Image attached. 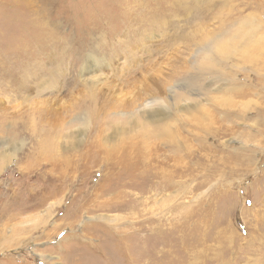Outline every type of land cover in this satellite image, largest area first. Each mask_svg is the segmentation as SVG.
I'll list each match as a JSON object with an SVG mask.
<instances>
[{"label": "rangeland", "instance_id": "1", "mask_svg": "<svg viewBox=\"0 0 264 264\" xmlns=\"http://www.w3.org/2000/svg\"><path fill=\"white\" fill-rule=\"evenodd\" d=\"M0 264H264V0H0Z\"/></svg>", "mask_w": 264, "mask_h": 264}, {"label": "bare ground", "instance_id": "2", "mask_svg": "<svg viewBox=\"0 0 264 264\" xmlns=\"http://www.w3.org/2000/svg\"><path fill=\"white\" fill-rule=\"evenodd\" d=\"M154 21H155V19H154ZM91 59H92V56L90 57ZM89 61H90V59H89ZM89 63V62H88ZM90 69V66H89V68H87V69H84V72L86 71H88ZM189 80H190V78H189ZM149 102V101H148ZM147 106L149 107V108H152V105H151V107H150V104H147ZM204 106V105H203ZM162 107V106H161ZM165 107V106H164ZM196 107V106H195ZM154 109V108H153ZM203 109V108H202ZM202 109H201V107H199V111H202ZM136 110H137V108H136ZM158 110V111H157ZM157 110H153V111H151V112H147V111H145V113L144 112H142L141 110L139 111V113L141 114V116H143V117H148L149 118V120H150V123H154V125H155V127H161V126H163V125H165L166 126V128H167V131H170V133H169V136L166 138L167 140H168V143L170 144V145H172V144H174V145H178L177 143H178V141H177V139H178V135L176 134V132H174V131H171V130H173V128L174 129H176L175 127H173V123L175 122V119H174V116L173 115H171L170 113H168V111H167V109H157ZM195 112V111H194ZM194 112L192 113V116H194L195 118H197V122H198V124L202 127V126H204V122H205V119H204V117H203V115L204 114H202V115H200V116H196L195 114H194ZM200 114V113H199ZM111 125H112V123H111ZM148 124H144L143 126H147ZM147 135H148V131H147ZM151 134H149L148 135V138H149V136H150ZM101 136H103V135H101ZM144 138H143V140L144 139H146L147 137H146V135H144L143 136ZM136 137H130L129 138V141L128 142H133V141H135L136 139H135ZM128 139V138H127ZM126 141V142H127ZM182 142V141H181ZM123 143H125V142H123ZM123 143H120V144H116V145H114V147L110 150V153H109V155H108V158H110L111 156L112 157H115V156H117L118 157V155L120 154V146L123 144ZM101 206V208H103L104 207V205H100Z\"/></svg>", "mask_w": 264, "mask_h": 264}]
</instances>
